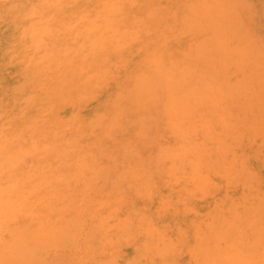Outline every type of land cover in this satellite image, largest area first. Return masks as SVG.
<instances>
[{"label": "rangeland", "instance_id": "rangeland-1", "mask_svg": "<svg viewBox=\"0 0 264 264\" xmlns=\"http://www.w3.org/2000/svg\"><path fill=\"white\" fill-rule=\"evenodd\" d=\"M29 1L0 0V134L12 136L13 143L19 133L31 132L39 119L44 130L36 131L37 149L30 148L19 162L12 157V167L0 170V180L14 176L10 180H15L12 184L20 196L14 209L0 214V264H124L140 242L141 235L135 232L141 228L131 224L120 228L121 219L132 217L130 212L138 207L145 212L140 224L152 214L158 218L152 210L159 193L182 183L176 203L189 216L194 215L189 211L194 205L197 215L205 214L211 222L207 227L220 234L221 223L224 226L220 207L226 211L231 206V217L237 221L245 218L247 207L251 210L247 220L257 228L251 238L259 237L264 245V0H126L140 4L145 12L151 7L150 25L157 30L151 32L149 53L176 47V56L162 57L170 76L157 77V83L150 78L149 87L155 90L146 88L150 84L144 78L146 87L130 82L126 90L109 91L100 101L94 98L81 106L52 100L53 88L58 90L69 76L61 77V63L32 58L35 47L22 27L34 13ZM136 30L138 37L145 33V28ZM144 52L140 47L133 62ZM129 65L117 63L119 70L110 72L109 81L118 83L119 75L131 71ZM137 86L144 94L141 102V93L134 91ZM133 100L144 108L133 105ZM129 108L135 110L128 114ZM18 174L26 179L15 184ZM182 241L186 243L184 236L174 248L180 260L175 264H192L198 250L193 252L192 245L203 247L202 239L188 246ZM249 244L255 257L251 239Z\"/></svg>", "mask_w": 264, "mask_h": 264}, {"label": "bare ground", "instance_id": "bare-ground-1", "mask_svg": "<svg viewBox=\"0 0 264 264\" xmlns=\"http://www.w3.org/2000/svg\"><path fill=\"white\" fill-rule=\"evenodd\" d=\"M29 2H32V4L30 5V8H31V10L34 11V13L32 15H30L31 17H29L27 15L30 20L28 19L25 23V26H22V27H24V30H23V33L25 34L24 37L26 39H30L31 40L30 42H32V44H33L32 46L35 47V52H34L35 55L33 56V54H32V58L37 57V59L39 58L42 61H44V60L52 61V63H54L58 66H59V63H61L64 66L62 71L59 72L61 77L65 78L66 74H67V76H69V78L67 77L65 79V83L62 86H59L58 90H56V87L53 86L54 87L53 92H51V96H52L53 101H57L59 103L62 102L63 104H79V106H81V105H83V103L84 104L88 103V102L93 103L94 98H96V101L97 100L100 101L101 98L103 97V95L109 91H113L116 89H121V90L125 89L126 90V87L129 86L130 82H132L131 84H133V86L135 85V83H139V82L144 83V81H145L144 78L149 79V82H147V83H149L150 85L147 84V87H146L145 83H144V85L146 88H150V87H152L151 83H150L152 81V79L150 80V78H154L155 82H156L157 77L164 76L165 73L168 75L170 74L168 72L169 70L168 71L165 70L167 68H166V65L164 63L165 62L164 58H162V57L163 56H167V57L176 56L177 55L176 47L172 46V45H171L172 47H163V52H161V53H149L147 51L148 43L151 42V39H150V35H152L151 32L153 33L155 30H157V29H154L153 24L150 25L152 14L148 13V11H149L148 9L151 7H149V6L146 7V12H145L143 10V6H140V4H137V5L132 4V3L127 4L126 0H123L122 2H119V0L118 1L117 0H30ZM135 2L139 3L138 0ZM20 5H22V4H20ZM55 6H57V7H55ZM16 10L18 11V9H16ZM40 10H43V11H40ZM126 10H127V12H126ZM152 11H153V9H152ZM126 13H128V15H126ZM36 14H38V15L36 17H34ZM173 14H175V13L173 12ZM19 15L21 16V14H19ZM27 16H25V17L27 18ZM186 23H188V22H186ZM206 25H208V24H206ZM152 26H153L152 31H150V28ZM159 26H160V24H159ZM159 26H157V28ZM166 26H168V25H166ZM192 26H194V25H192ZM136 27L145 28V33L142 36L138 37V31L136 30L137 31L136 33L134 31ZM26 28L28 31H26ZM156 34L158 35V33H156ZM156 34H154V35H156ZM159 35H160V33H159ZM165 36H167V35H165ZM152 39L156 40V37L152 38ZM30 42H29V44H30ZM18 43H19V41H18ZM140 47L143 49V52L144 51L145 52L142 56L137 54L135 57V62H133L134 55L136 54L137 50ZM157 47L160 48L161 45L157 46ZM195 48H197V47H195ZM199 48H197V49H199ZM202 53H203V50H202ZM212 54H213V50H212ZM221 54H223V53H221ZM242 54L243 53H241V55ZM245 54H246V51H245ZM218 55H220V53ZM187 56H189V55H187ZM240 57H242V56H240ZM247 58L249 59V56ZM58 60L60 62H58ZM47 61H46V63H47ZM169 62H170V60H169ZM238 62H236V63H238ZM117 63L119 64V66L130 64L129 66L132 69H131V71L129 69L130 72H124L121 75H119L118 83H115V81H113V80L109 81V75H110V72H114V70L116 71L115 67H118V66H116ZM170 63L175 64L174 62H170ZM48 64H50V63L48 62ZM48 64H47V66H48ZM187 65H189V64H187ZM234 65H235V62H234ZM170 66L171 65H168L167 67L170 69ZM172 66H174V65H172ZM238 66H239V64L237 65V67ZM174 67H176V65ZM180 67H181V65H180ZM237 67L235 66V68H237ZM118 70H119V67H118ZM191 70H193V68ZM210 72H211V70H210ZM59 80H61V79H59ZM200 80H201V77H200ZM202 81L203 80H201L200 82H202ZM38 83H40V82H38ZM207 86H208V84H207ZM179 87H180V84H179ZM146 88H144V89L146 90ZM155 89L156 88H154V89L150 88V90H155ZM131 90L133 91L134 88ZM138 90H139V87H138V89L136 88L134 91H138ZM150 90L149 91L146 90V93L150 92ZM161 90H162V88H161ZM134 91H133V93H134ZM139 91L136 94V95H138V93H141V94H139L140 96L138 95L139 96L138 101H140V99L144 95V94L142 95L141 90H139ZM131 92L127 93V94L131 95ZM143 93H145V92H143ZM150 93L152 94V92H150ZM130 95H126V96H130ZM156 95H158V93ZM131 97L132 96H130V98ZM133 97L135 98V96H133ZM147 97L148 98H146V99L149 101L150 100L149 98H151V95H148ZM179 97H181V96H179ZM127 98H129V97H127ZM137 98H135V99L137 100ZM25 99L27 100V98H25ZM144 99H145V97H144ZM52 100H50L49 102H46L45 107H46V105L50 104ZM59 100H62V101H59ZM148 101H146V103H148ZM118 102L122 103V101H118ZM151 102H152V100H151ZM175 102H177V101H175ZM128 103H130V102H128ZM137 103L138 102L136 101V105H135V102L133 100L132 104L135 106H138V105L142 106L143 105V103H140V104L138 103V105H137ZM113 105H114V103H113ZM116 105L118 106V104H116ZM203 105H204V103H203ZM140 106H138V107H140ZM182 106H183V104H182ZM151 107H152V105H151ZM142 108H144V105L141 107V109ZM127 109H128V107H127ZM129 109H130L129 110L130 112H128V114L131 113V110H135V109H131V108H129ZM183 109H184V107H183ZM146 111H148V110L146 109ZM190 111H192V110H190ZM224 111H226V110H224ZM95 112H99L97 110V107L94 109L93 113H95ZM164 112H166V110ZM115 113H117L116 116H119L121 114L120 110H118ZM172 113H173V111H172ZM128 114H126V115H128ZM174 114H176V113H174ZM176 117H177V115H176ZM95 118H96V116H95ZM116 118H118V117H116ZM228 119H230V118H228ZM118 120H120V119H118ZM121 120H120V122H122ZM116 122H117V120H116ZM233 122H235V121H233ZM134 123H135V121H134ZM177 124H174V125H177ZM33 126H35V128L33 127L31 129V132H29V133L21 132V133H19L18 137L15 136L14 137L15 140L13 143L11 142V140L13 139L12 136L8 137L7 133H4V136H1V134H0V170H1L2 166H3L2 168H4V170H6V168L12 167V165L14 163V160H12V157H14L17 162H19L20 160L23 159L24 154L27 153L28 151H30V148H32L33 150L37 149V147L39 146L37 143H39V141L35 142V139L37 137L36 131L41 133L44 129H43V124L40 122V119L38 121L34 122ZM103 127H106V126H103ZM177 127H180V126H177ZM187 127H189V126H187ZM101 128H102V126H101ZM185 130H186V128H185ZM108 131H109V129H108ZM137 133H138V131H137ZM139 134H137V135H139ZM186 135H188V134H186ZM99 136H100V134H99ZM57 147H58V145H57ZM186 148L187 147H185V151L187 150ZM178 152H176V153H178ZM174 156L175 155H173V157ZM184 157H186V155ZM158 158H160V157L158 156ZM174 160H175V158H174ZM160 161L161 160H159L158 163ZM161 163H163V162H161ZM138 171L140 172V170H138ZM181 171L182 170H180V172ZM177 172H179V171L177 170ZM196 172L197 171H195V174H196ZM7 173H9V172H7ZM22 174H18L17 177L15 176V178L19 179L16 181L15 184H18L19 181L22 182L23 179L25 181L26 178H24L25 176L23 177ZM24 174L26 175V173H24ZM11 177L13 178L14 176L9 175L7 177V179L0 180V214H5L8 211V209H14L13 207H15V206H13V204L16 201H18L20 198V196L18 197L16 194L18 191L17 190L18 187H15V186L13 187L12 183L15 180H10ZM33 178H36V176ZM135 178H138V177H135ZM35 181H37V180L35 179ZM170 184L171 183H169V185ZM150 186H149V188H151ZM184 186L185 185L183 183L180 184L179 186H177V188H172L171 186H168L169 189L167 188L168 190L166 192L159 193V198L158 199L155 198L157 200V204L155 205L156 207L154 210H152V212L157 214L158 218L155 216H152L153 215L152 214L151 217L149 216L150 218L146 219L147 222H146L145 226L142 225L143 228L141 227V224L143 222L145 223L146 220L141 222V224H140V220L142 218L141 216L143 215V213L145 214V212L140 211L139 207L138 208L136 207L137 208L136 211L134 210V212H132V213L130 211H127L128 213L130 212L132 217L129 218V216L126 214L128 216V218L126 216H124L121 219L123 225L120 228H123L124 225L126 227L129 224L134 225V226L135 225L138 226L136 228H139V226H140L141 229L140 230L135 229V230H137V232H135V233H139L141 235V238H140V242L137 245H133V251H132L131 255L129 256V258L124 262V264H175L177 262V260H179V259H178V257H175L176 255H175L174 248L177 245V242L179 243L181 236H184L186 239V243L184 241H182V244L185 246L190 245V242L196 243L200 239H202L203 247L199 248V247H195V244L192 245L193 246V252L195 251V249H198L194 254H192V260H193L192 264H251V262H252L251 259H253V262L255 261L254 264L256 263V261L258 263L260 262L259 264H264V245L261 243V239L259 237H254L253 239L251 238L255 233H257V228H256L255 223L247 220V215H251V214H249V213H251L250 212L251 210L249 211V208L245 207V210L248 211L247 215L243 216L245 218H243L240 221H237V219L234 220V218L231 217L232 213H233L231 206L229 208H227L226 211L223 208V206H221L220 209H221L222 213H220V215L222 217H224L223 218L224 219V226H227V227L231 228L232 230H230V231L225 230L223 224L221 223L220 229L223 232L220 234L215 233L213 231L214 230L213 229L212 230L213 233H211L212 231L207 227L211 224V222L209 221L208 217L206 218L205 216H203L205 214L200 213V215H197V213L195 211V206L193 205L192 207H189V211L190 212L192 211L194 213V215L189 216L187 214L189 212L185 208H180L178 206L179 204L176 203L179 200L177 193L179 192V190H182V188H184ZM205 186H206V184H205ZM149 188H148V190H149ZM154 192L155 191H152V194H153L152 196L155 197ZM18 193H19V191H18ZM191 195H193V194H191ZM21 197H23V196H21ZM260 197L262 198V196H260ZM144 203H145V201H144ZM149 203H152V202H149ZM134 204H136L135 201H134ZM239 204H240V202H239ZM262 205H263V203H262ZM132 206H133V204H132ZM145 206H147V205H145ZM145 206H141V207H145ZM258 207H260V206H258ZM262 207H264V205ZM144 209L148 210V208H144ZM258 209H260V208H258ZM257 210H256V212L258 213ZM165 212H166V215L169 216V218H167V219L163 218V214ZM253 212L255 213V211H253ZM259 212H263V211L260 209ZM210 214L211 213H209L208 215H210ZM260 215H262V214H259V217H260ZM125 217H126V219H124ZM146 217H147V215H146ZM146 217H144V218H146ZM189 220L191 221V223L188 222ZM211 220H212V218H211ZM219 222L220 221H218L217 223H219ZM241 222H243L242 227L237 226V223L240 224ZM118 224L119 223H117V225ZM120 224H119V226H120ZM125 227H124V229H125ZM133 230H131V232ZM122 232H124V231H122ZM122 232L120 231V233H122ZM131 232H129V233H131ZM120 233H119V235H120ZM250 239H251V243L254 244L253 247L254 246L256 247V250H255L256 253L255 254L258 256L255 255V257L254 256L253 257L255 259L258 258L257 260H254V258L252 257L253 252L250 251V250H252V246H251V244H249ZM249 245H250V247H249ZM249 248H250V250H249ZM216 250H218V252Z\"/></svg>", "mask_w": 264, "mask_h": 264}]
</instances>
